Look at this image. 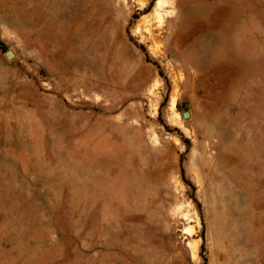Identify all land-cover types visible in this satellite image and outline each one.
<instances>
[{
  "label": "rangeland",
  "instance_id": "rangeland-1",
  "mask_svg": "<svg viewBox=\"0 0 264 264\" xmlns=\"http://www.w3.org/2000/svg\"><path fill=\"white\" fill-rule=\"evenodd\" d=\"M0 264H264V0H0Z\"/></svg>",
  "mask_w": 264,
  "mask_h": 264
},
{
  "label": "water",
  "instance_id": "water-1",
  "mask_svg": "<svg viewBox=\"0 0 264 264\" xmlns=\"http://www.w3.org/2000/svg\"><path fill=\"white\" fill-rule=\"evenodd\" d=\"M13 56H14V55H13V53H11V52H7V53H6V57L9 58V59L12 58ZM188 117H189L188 114H184V118H188Z\"/></svg>",
  "mask_w": 264,
  "mask_h": 264
}]
</instances>
